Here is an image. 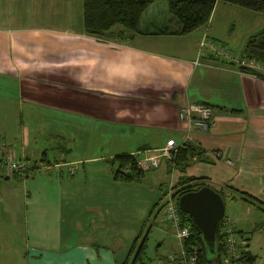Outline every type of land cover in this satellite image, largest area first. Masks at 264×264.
<instances>
[{
	"label": "crops",
	"instance_id": "1",
	"mask_svg": "<svg viewBox=\"0 0 264 264\" xmlns=\"http://www.w3.org/2000/svg\"><path fill=\"white\" fill-rule=\"evenodd\" d=\"M71 16L66 11L61 26L0 31V158L34 164L28 179L0 169L1 180L22 186L25 264H120L145 220L148 189L161 195L157 184L167 177L166 190L178 177L201 178L222 195L264 205V79L200 46L203 35L216 45L206 35L210 21L205 33L159 35L153 16L116 41L82 32L81 0L80 17ZM186 103L209 107L204 130L177 119ZM57 123L75 139L56 134ZM85 132L90 139L81 142ZM51 138L64 143L48 146ZM168 140L197 147L200 159L184 173L161 161L138 183L112 181L106 160L146 157ZM93 148L104 150L90 156ZM14 190L0 192V212L15 225ZM234 225L253 264H264V243L252 245L264 238L263 222Z\"/></svg>",
	"mask_w": 264,
	"mask_h": 264
},
{
	"label": "rangeland",
	"instance_id": "2",
	"mask_svg": "<svg viewBox=\"0 0 264 264\" xmlns=\"http://www.w3.org/2000/svg\"><path fill=\"white\" fill-rule=\"evenodd\" d=\"M153 9H155L153 15H142L139 24L141 30L143 28V21L153 16L155 20L161 21L162 24L155 25L151 30L161 29L165 25H168L169 16L166 13L165 4L162 2L154 3ZM66 11L72 14L71 17H74V19L77 15L80 17V0H0V31H22L26 33L53 27L54 25L61 26L59 22L60 19L64 18ZM213 11L214 12L211 13L209 18V26H207L210 29L207 30L205 27L206 24L202 26V28L200 27V31L204 32L206 28V35L208 34V36L214 38L216 47L223 48L226 56L232 57L227 59L236 60L234 63L237 64L238 59L236 58L240 57V51L246 39L264 28V13L253 12L222 2L217 3ZM44 18H47V20H43ZM233 57H235V59ZM255 65L257 70L264 72V65ZM58 127L56 134L61 135L63 138L64 136L68 138L74 137V134L70 132L60 131L61 126L59 124ZM5 134L6 133H0V143L1 138H3ZM90 136V133L85 132L82 134L81 138H79L78 135L77 138L80 139L81 142H85L84 139L86 140L88 137L90 139ZM51 140L53 139L51 138ZM53 143H56L57 146L63 145L64 139L57 138L52 142L48 141V146H51ZM73 145L74 143L71 144V146ZM80 146H84V143H80ZM102 150L104 149L93 148L88 151V154L90 156L97 155L100 151L102 152ZM168 179L169 177H167V179L164 178L157 184L159 186L160 183L164 191H166ZM147 182L150 181L147 180ZM20 187L22 188L20 181L16 183L12 178L8 180L0 179V192L2 190L9 192L15 189L12 205L16 209L15 225L11 220H6L5 216L0 212V264H25L24 253L26 249L23 247V226L21 222L24 212V201L21 196L22 191ZM154 192V190L152 191L149 188L146 194L149 206L144 217V219L147 220L146 226L142 229L141 235L145 233L148 226H150V229L143 243L139 259L136 260L134 264H171L168 262V258L173 256L177 251V242L171 233V229L162 221V212L158 211L163 199L159 206L153 209V204L161 196L158 191L157 195H155ZM222 201L223 215L230 218V220L234 221L237 225L242 220L250 223L253 222L254 224H258L261 221L264 223V208L261 205H255L256 207L254 208L248 203L232 199L227 195H222ZM245 206L247 207V213L244 212ZM151 210L153 211L151 215L148 216ZM249 226L246 227L247 231H251ZM253 241L252 245H262V243H264V238H253ZM7 244L14 246V249L7 248ZM17 250L19 253H16Z\"/></svg>",
	"mask_w": 264,
	"mask_h": 264
},
{
	"label": "trees",
	"instance_id": "3",
	"mask_svg": "<svg viewBox=\"0 0 264 264\" xmlns=\"http://www.w3.org/2000/svg\"><path fill=\"white\" fill-rule=\"evenodd\" d=\"M157 2L165 4L166 13L169 16L168 25L156 30L155 34L159 35L185 36L205 26L209 21L215 5L219 2L253 12L264 13V0H81L82 32L88 36L104 37L116 41H128L138 32L139 21L142 14L150 5ZM238 60L264 65V28L246 39L241 48ZM237 69L240 72L247 73L258 79H264V75L250 67L237 66ZM201 154L202 152L197 147L186 142L177 148V152L173 159L171 161H166L165 164H167L171 170L175 169L176 171L184 173L191 160H193V158L200 159L199 157ZM135 162L136 157L130 154H119L106 160L112 181L125 184L140 182L146 171L137 169ZM33 167L34 164H30L23 175L17 173L10 175L18 179H28ZM170 169H168V172H170ZM204 186L210 187L204 179L186 176L178 177L176 184L171 187V189L164 191L153 204V209L159 206L168 191L171 193V197L176 203L177 198L183 193L196 191ZM214 191L218 193L222 199L221 190L218 189ZM238 194L242 195L243 193L240 192ZM261 206L264 208V205ZM152 211L153 210L148 213V216L151 215ZM158 211H161V204ZM179 213L181 221L188 224L191 233L190 237L183 245L186 248L188 245L197 247V259L199 264H221L224 255L223 243L220 235L221 219L224 216L223 213L217 224L213 254H209L206 251L200 234L196 231L188 216L180 211ZM146 222V219L142 222L138 235L132 240L127 255L120 264H134V262L139 259L143 243L150 229V226H148L145 233L141 235L142 229L146 226ZM244 242L246 244V240H244ZM244 246L246 247V245ZM253 262V256L247 251L241 253L238 258V264H253Z\"/></svg>",
	"mask_w": 264,
	"mask_h": 264
},
{
	"label": "built area",
	"instance_id": "4",
	"mask_svg": "<svg viewBox=\"0 0 264 264\" xmlns=\"http://www.w3.org/2000/svg\"><path fill=\"white\" fill-rule=\"evenodd\" d=\"M205 37L206 36L203 35V41L200 43V46L204 45L218 55L230 58V56H226L223 49L216 50V45L211 41H206ZM193 64L196 65L197 63L194 62ZM252 64V62L237 60L236 65L238 67L251 68ZM210 114L211 110L202 104L186 103L177 112V119L187 124L192 123V125L204 130L207 126ZM177 148L178 147L175 146L172 140H168L162 148L158 149L152 155L136 158L135 166L141 171L155 169L161 161H171L177 152ZM29 166V162L24 159H15L9 156L0 159V169L9 175L13 173L23 175ZM161 212L163 220L169 225L173 237L179 244L177 254L170 256L168 260L172 261L174 264H199L197 259V247L188 245L186 248L183 245L190 237L191 233L188 224L181 221L179 209L169 191L163 197ZM220 235L224 249L221 264H238V258L241 253L246 251V247L244 246L245 242L236 232L234 222L226 216H223L221 219Z\"/></svg>",
	"mask_w": 264,
	"mask_h": 264
},
{
	"label": "water",
	"instance_id": "5",
	"mask_svg": "<svg viewBox=\"0 0 264 264\" xmlns=\"http://www.w3.org/2000/svg\"><path fill=\"white\" fill-rule=\"evenodd\" d=\"M180 212L187 215L200 234L202 243L209 254L214 253L215 233L223 213V201L218 193L208 186L186 192L177 200Z\"/></svg>",
	"mask_w": 264,
	"mask_h": 264
}]
</instances>
